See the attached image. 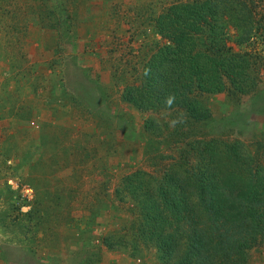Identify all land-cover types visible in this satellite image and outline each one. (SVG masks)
Returning <instances> with one entry per match:
<instances>
[{"label":"rangeland","instance_id":"obj_1","mask_svg":"<svg viewBox=\"0 0 264 264\" xmlns=\"http://www.w3.org/2000/svg\"><path fill=\"white\" fill-rule=\"evenodd\" d=\"M150 1L64 0L78 10L58 43L51 30L13 32L7 25L18 19L0 15V264H159L152 249L132 258L98 240L130 227V203L113 195L121 176L135 169L160 173L190 139L249 146L264 139V84L237 98L208 96L212 115L194 124L177 110L141 111L121 100L109 67L115 62L106 59L136 61L135 14ZM146 119L157 123L155 132L146 130ZM174 119L182 122L169 128ZM37 207L46 211L42 224ZM122 234L130 239L119 230L115 238ZM250 263L264 264V245L252 250Z\"/></svg>","mask_w":264,"mask_h":264},{"label":"trees","instance_id":"obj_2","mask_svg":"<svg viewBox=\"0 0 264 264\" xmlns=\"http://www.w3.org/2000/svg\"><path fill=\"white\" fill-rule=\"evenodd\" d=\"M63 1L0 0V15L19 20L7 25L13 32L51 30L58 43L64 28L75 26L78 10ZM136 12V61L129 66V58L106 59L115 62L109 67L121 100L141 111L177 110L194 124L211 117L208 96L227 92L237 98L264 84V0H152ZM49 63L41 64L51 75ZM156 127L145 120L147 131ZM251 146L219 137L190 139L160 173L135 169L121 176L113 195L130 203V227L109 230L99 242L109 250L127 249L132 258L152 249L159 264H251L252 250L264 245V139ZM41 207L35 209L37 224L46 213ZM118 230L130 239L115 238Z\"/></svg>","mask_w":264,"mask_h":264},{"label":"clouds","instance_id":"obj_3","mask_svg":"<svg viewBox=\"0 0 264 264\" xmlns=\"http://www.w3.org/2000/svg\"><path fill=\"white\" fill-rule=\"evenodd\" d=\"M145 74L147 75V72ZM174 100H175V96L170 94L168 97H166V104L171 106ZM181 122L182 120L180 119H174V120L169 121L168 126L169 128H174L177 123H181Z\"/></svg>","mask_w":264,"mask_h":264},{"label":"built area","instance_id":"obj_4","mask_svg":"<svg viewBox=\"0 0 264 264\" xmlns=\"http://www.w3.org/2000/svg\"><path fill=\"white\" fill-rule=\"evenodd\" d=\"M6 181H7L8 183H12V179H11V178H7Z\"/></svg>","mask_w":264,"mask_h":264}]
</instances>
